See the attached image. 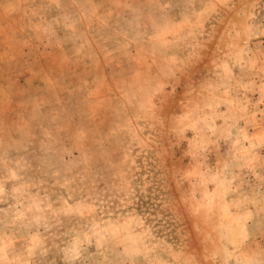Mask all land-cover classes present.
I'll use <instances>...</instances> for the list:
<instances>
[{
  "label": "rangeland",
  "instance_id": "rangeland-1",
  "mask_svg": "<svg viewBox=\"0 0 264 264\" xmlns=\"http://www.w3.org/2000/svg\"><path fill=\"white\" fill-rule=\"evenodd\" d=\"M0 264H264V0H0Z\"/></svg>",
  "mask_w": 264,
  "mask_h": 264
}]
</instances>
